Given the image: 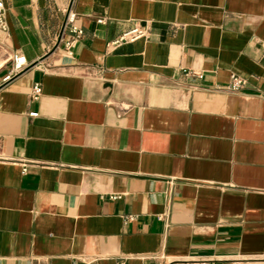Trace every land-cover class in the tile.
Instances as JSON below:
<instances>
[{"label":"crops","instance_id":"1","mask_svg":"<svg viewBox=\"0 0 264 264\" xmlns=\"http://www.w3.org/2000/svg\"><path fill=\"white\" fill-rule=\"evenodd\" d=\"M70 2L6 0L0 264H264V0Z\"/></svg>","mask_w":264,"mask_h":264},{"label":"built area","instance_id":"2","mask_svg":"<svg viewBox=\"0 0 264 264\" xmlns=\"http://www.w3.org/2000/svg\"><path fill=\"white\" fill-rule=\"evenodd\" d=\"M76 0H71L70 4L64 9V22L57 34L56 38V48H63L65 53L72 57L74 54V49L76 45L83 39L84 37V30L83 28L77 23L78 14L74 8ZM6 13H7V6L6 0H0V30L3 32L8 31V26L6 22ZM105 20L101 19L98 20V23H103ZM148 30L140 27V26H133L132 28L128 29L127 31L123 32L116 40L108 44V48L113 49L118 47L122 44L131 43L139 38H143L146 36ZM264 50V43L262 44ZM15 71L19 72L23 65H25L26 61L23 57H15ZM198 78H202L201 74H197ZM246 85V80L238 76H232L230 83L227 86L229 91H239ZM42 95V86L40 84H36L31 93L32 100H38L39 97ZM35 115V114H32ZM27 164L24 162L22 163L23 172L27 169ZM163 260L162 264H219L213 258H200L193 260L192 258H178L167 261L165 258H160ZM118 264H124L123 262Z\"/></svg>","mask_w":264,"mask_h":264},{"label":"rangeland","instance_id":"3","mask_svg":"<svg viewBox=\"0 0 264 264\" xmlns=\"http://www.w3.org/2000/svg\"><path fill=\"white\" fill-rule=\"evenodd\" d=\"M8 58V54L2 46H0V63L4 62Z\"/></svg>","mask_w":264,"mask_h":264}]
</instances>
